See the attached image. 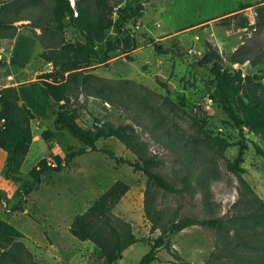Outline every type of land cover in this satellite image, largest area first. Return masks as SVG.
<instances>
[{
	"label": "rangeland",
	"instance_id": "rangeland-1",
	"mask_svg": "<svg viewBox=\"0 0 264 264\" xmlns=\"http://www.w3.org/2000/svg\"><path fill=\"white\" fill-rule=\"evenodd\" d=\"M68 1L74 16L82 13L78 23L97 12L96 0ZM55 2L0 0V17L11 20L15 31L0 38V78L31 79L53 67L63 70L81 124L130 123L138 152L160 160L155 170L165 178H184L189 187L163 190L126 162L90 150L75 154L59 171L42 172L37 186L24 194L19 188L32 182L28 171L38 159L52 161L54 153L63 157L69 147H83L64 129L45 141L40 132L52 121L44 118L31 128L21 180L5 177L6 154L0 149V217L24 233L25 264H106L99 248L73 236L69 225L116 180L129 188L110 208V227L122 231L127 223L137 241L108 264H138L161 228L184 215L217 218L221 226L192 224L169 235L151 264H264V154L255 150L258 144L264 151V135L245 123L239 126L226 110L229 106L239 121L250 123L251 113L264 107V77H255L264 76V0H107L113 19L121 8L141 7L134 21L122 20L134 47L105 54V41L116 33L111 26L95 39V57L78 69L57 64L82 36L67 17L62 29L55 28L49 17ZM245 18L248 24L242 26ZM208 50L212 61L200 62ZM214 70L239 76L219 82ZM217 84L224 88L222 98ZM241 138L243 169L236 173L230 164ZM96 143L137 159L116 137ZM18 204L23 210L15 208Z\"/></svg>",
	"mask_w": 264,
	"mask_h": 264
},
{
	"label": "trees",
	"instance_id": "trees-1",
	"mask_svg": "<svg viewBox=\"0 0 264 264\" xmlns=\"http://www.w3.org/2000/svg\"><path fill=\"white\" fill-rule=\"evenodd\" d=\"M246 6V4H242L240 8ZM96 7L97 12L93 18L88 22L87 20L81 19L82 23H78L77 20L81 18L80 14L82 13L79 9L78 15L74 16L73 7L69 4L68 0H56L55 4L52 5L49 17L51 22L55 23V28L57 30L62 29L65 25L63 18L67 17L68 22L82 36V43L76 47H71L66 54H60L57 64L78 69L89 62L96 55L95 39L100 37L111 26L116 28V33L113 39H107L105 41V48L103 50L105 54H108L113 49H120L122 52L127 53L134 47V37L128 28L124 27L122 20L134 21L138 16L142 15L141 7L129 8L128 11H126V8H121L117 11V16L114 19L112 17L114 10L107 0H96ZM20 19L22 18L15 20ZM11 23V20L0 17V38L14 36V26ZM240 24L246 26L248 24L247 18L240 22ZM158 49L160 48L158 47ZM212 51H206L200 57V62L206 63L212 61ZM102 60L101 58L100 61ZM214 71L215 78L219 82H234L239 76L238 73L231 74L226 71ZM246 77L250 78L249 76ZM255 77L261 78L264 76ZM37 79L47 89L49 95L48 105L51 102H58L57 109H49L54 113L53 127L42 129L40 132L41 137L45 141H48L54 137L55 130L64 129L81 141L83 147L76 150L69 149V147L63 157L58 153H54L52 154V161H49L45 156L38 159L28 171L32 177V182L26 185L22 182L19 188V190L22 189L24 191V194H27L37 186L40 182V174L42 172L46 170L59 171L63 166L68 164L75 154H81L90 150L103 151L117 161L126 162L134 169L142 171L148 183H152L163 190L181 192L188 189L189 184L186 179L181 178L178 181L168 180L155 170L160 164V160L152 155H143L138 152L136 133L130 123L109 124L94 122L91 126L81 124L78 120L77 108L72 103L70 86L63 70H58L56 67H53L50 70L39 73ZM216 90L218 92L217 97L222 98L225 95L224 88L220 84L216 85ZM226 110L233 121L237 124L239 123V126L245 123L251 131L264 135V107L251 113L252 122L250 123L239 121L238 115L229 106L226 107ZM34 118L35 115L31 109L20 100L15 85L0 86V121L2 124L0 130V147L6 153L3 172L6 178L21 180V176L19 175L20 167L32 141L31 122ZM111 136L116 137L125 146L135 151L137 159L124 158L116 155L111 149L97 146L96 142L98 139ZM237 143V154L230 164V168L236 173H240L243 168L238 166V163L242 161V154L246 146L243 138L239 139ZM225 146L226 143L221 144V148ZM255 150L258 153L264 154L263 149L258 144H255ZM128 188L129 185L126 182L116 180L85 211L75 215L69 225V231L73 236L82 241L88 240L99 248L106 264L117 257H121L123 250L137 241L136 236L127 223L122 231H117L113 227H110V208ZM15 208L23 210L19 204ZM192 224H202L211 228H217L221 226V221L213 217L197 219L189 215L171 220L154 237L149 244V249L141 255L138 264H151L153 261L158 260V250L167 244V237ZM23 238L24 233L20 229L0 217V264H25L24 257L29 256V250L24 245ZM179 264L189 263L180 262Z\"/></svg>",
	"mask_w": 264,
	"mask_h": 264
},
{
	"label": "crops",
	"instance_id": "crops-1",
	"mask_svg": "<svg viewBox=\"0 0 264 264\" xmlns=\"http://www.w3.org/2000/svg\"><path fill=\"white\" fill-rule=\"evenodd\" d=\"M10 63H11V59L9 61L7 68L9 67ZM3 85H15L17 87V92L20 97V100L23 101L34 113L35 118L31 122V128L33 125L40 126L44 118H50L53 127L54 113L51 112L48 107L49 95L47 89L36 77H33L31 79H14V80H7L5 78H0V86ZM1 127L2 124L0 122V130ZM46 128H50V127H46ZM0 149L3 151L1 147ZM5 159H6V155H4V160Z\"/></svg>",
	"mask_w": 264,
	"mask_h": 264
},
{
	"label": "built area",
	"instance_id": "built-area-1",
	"mask_svg": "<svg viewBox=\"0 0 264 264\" xmlns=\"http://www.w3.org/2000/svg\"><path fill=\"white\" fill-rule=\"evenodd\" d=\"M1 122V121H0Z\"/></svg>",
	"mask_w": 264,
	"mask_h": 264
}]
</instances>
